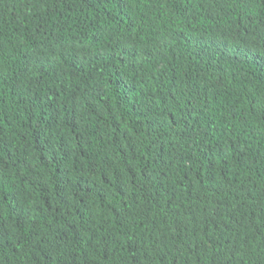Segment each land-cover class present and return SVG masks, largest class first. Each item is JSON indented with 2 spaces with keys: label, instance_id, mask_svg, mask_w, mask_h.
<instances>
[{
  "label": "trees",
  "instance_id": "16d2710c",
  "mask_svg": "<svg viewBox=\"0 0 264 264\" xmlns=\"http://www.w3.org/2000/svg\"><path fill=\"white\" fill-rule=\"evenodd\" d=\"M0 264H264V0H0Z\"/></svg>",
  "mask_w": 264,
  "mask_h": 264
}]
</instances>
